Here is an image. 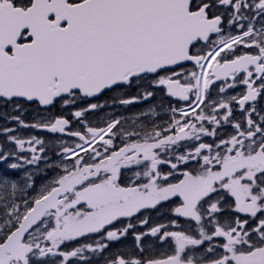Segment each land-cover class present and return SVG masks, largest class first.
<instances>
[{"label":"snow or ice","instance_id":"1","mask_svg":"<svg viewBox=\"0 0 264 264\" xmlns=\"http://www.w3.org/2000/svg\"><path fill=\"white\" fill-rule=\"evenodd\" d=\"M261 99L264 0H0V107L60 103L5 117L74 138L0 129V264H264Z\"/></svg>","mask_w":264,"mask_h":264},{"label":"flooded vegetation","instance_id":"2","mask_svg":"<svg viewBox=\"0 0 264 264\" xmlns=\"http://www.w3.org/2000/svg\"><path fill=\"white\" fill-rule=\"evenodd\" d=\"M227 27V25H225ZM244 90L243 85H238L235 89L229 90V95H234L237 93H240ZM132 95H135V92L133 91L131 93ZM113 95H116V93H110L106 92L104 95H101L99 98V101H93L98 102L101 104H104L105 107L103 109H98V115L96 117H91L98 126H103V120L107 119L109 115L113 116H124V117H133L137 115L142 110H147L150 106H158L160 99H161V93L157 92L155 99H149L148 101H139L133 105H119V104H113L112 100L110 99ZM257 107H264V99H261L257 102ZM157 110L160 111L161 115L164 116L165 114L157 107ZM73 111V108L71 106H68L66 109V112L68 114ZM5 113H11L12 115H20L21 118L28 124L35 123L41 119L48 118L50 113H56L60 114V103L58 102L56 104V107L49 108L47 111L42 109L41 107L38 108L35 104H29L26 105L25 108L21 111H17L14 106H7V107H0V129H3L5 127L13 129L14 131L11 133L12 135L18 136L20 138H23L25 140L29 139L32 136H36L39 139H42L45 142V147L48 149L49 147L55 145L57 143V137L58 136H48L42 132V129H35V128H23L20 125H18L15 121H12L10 119H7L5 117ZM75 127V124H73V128ZM227 127V126H226ZM62 141H68L71 142L72 139L68 138H61ZM6 136L0 132V147H2L6 143ZM153 219L156 218L157 214L153 213ZM163 223H167L166 220L161 221ZM183 226V219L181 218L179 222ZM151 239V238H149ZM133 243V237L129 235L126 238H122V244L120 245H113V248H122L127 249L132 246ZM146 244L148 241L145 242ZM159 243V242H157ZM166 251V248L163 247H157L153 253L150 254H159ZM107 255V253L105 254Z\"/></svg>","mask_w":264,"mask_h":264},{"label":"trees","instance_id":"3","mask_svg":"<svg viewBox=\"0 0 264 264\" xmlns=\"http://www.w3.org/2000/svg\"><path fill=\"white\" fill-rule=\"evenodd\" d=\"M34 179L36 180V182H40L39 180L43 181L41 177H34Z\"/></svg>","mask_w":264,"mask_h":264},{"label":"rangeland","instance_id":"4","mask_svg":"<svg viewBox=\"0 0 264 264\" xmlns=\"http://www.w3.org/2000/svg\"><path fill=\"white\" fill-rule=\"evenodd\" d=\"M37 189H39V187H37Z\"/></svg>","mask_w":264,"mask_h":264}]
</instances>
